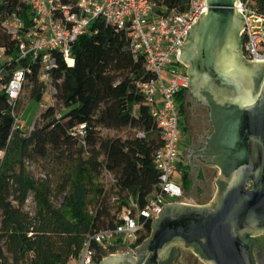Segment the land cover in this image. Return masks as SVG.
<instances>
[{
    "label": "trees",
    "instance_id": "16d2710c",
    "mask_svg": "<svg viewBox=\"0 0 264 264\" xmlns=\"http://www.w3.org/2000/svg\"><path fill=\"white\" fill-rule=\"evenodd\" d=\"M256 2L264 12V0ZM14 12L24 19L29 16L22 0H0L3 83L17 69L25 71L17 100L0 93V153L4 152L0 157V264H72L95 232L115 227L126 214L134 215L132 202L143 207L158 189L154 156L163 140L138 88L139 82L153 75L142 55L134 59L128 33L99 19L73 45L72 65L54 53L57 65L46 83L41 80L43 65L22 59L5 27ZM26 89L29 98L44 107L29 134L15 128ZM185 99L181 92V115ZM78 125L85 126L84 137L75 135ZM126 129L136 132L126 137L103 134ZM139 132L144 137H138ZM34 162L51 166L55 181L48 176L36 178L29 170ZM105 173L114 179L109 190L102 183ZM182 173L187 195L193 197L189 173ZM141 222L144 230L138 242L128 246L132 249L152 233V223L145 218ZM120 246L92 241L91 264H101Z\"/></svg>",
    "mask_w": 264,
    "mask_h": 264
},
{
    "label": "water",
    "instance_id": "95a60500",
    "mask_svg": "<svg viewBox=\"0 0 264 264\" xmlns=\"http://www.w3.org/2000/svg\"><path fill=\"white\" fill-rule=\"evenodd\" d=\"M240 1L206 0L182 47L187 103L209 108L212 129L184 156L192 167L200 160L220 168L213 200L166 205L135 256L112 255L101 264H181L183 248L206 264H263L264 62L242 55Z\"/></svg>",
    "mask_w": 264,
    "mask_h": 264
},
{
    "label": "built area",
    "instance_id": "2783aa9c",
    "mask_svg": "<svg viewBox=\"0 0 264 264\" xmlns=\"http://www.w3.org/2000/svg\"><path fill=\"white\" fill-rule=\"evenodd\" d=\"M22 3L28 7V18L14 12L5 27L17 43L20 57L43 65L42 81H51L50 72L57 65L55 52L67 64L74 63L73 45L88 34L99 19L128 33L134 59L142 55L146 69L153 75L139 82L138 88L150 105L163 140L154 156L159 172L158 189L143 207L132 202L134 215L126 214L115 227L95 232L79 260L72 263L91 264L92 241L105 246L135 244L144 230L142 218L153 223L166 205L192 204L183 184L175 181L182 156L178 96L191 87L186 65L181 60L182 47L188 31L206 9V0H22ZM239 11L245 18V29L241 33L243 57L248 62H264V12L256 0H241ZM4 55V48H0V60ZM4 74L5 69L0 67V93L5 92L14 102L21 95L25 71L17 69L7 84L3 83ZM48 90L52 92L50 84ZM15 128L22 129L18 119ZM74 132L84 137L85 126L78 125ZM138 137L144 134L139 132ZM3 156L1 152L0 157Z\"/></svg>",
    "mask_w": 264,
    "mask_h": 264
},
{
    "label": "crops",
    "instance_id": "0c3cea01",
    "mask_svg": "<svg viewBox=\"0 0 264 264\" xmlns=\"http://www.w3.org/2000/svg\"><path fill=\"white\" fill-rule=\"evenodd\" d=\"M190 90L191 88L185 93L186 105L181 115L183 150L180 159L181 167L179 172L182 177V170L188 171L189 178L192 182L191 194L192 196H195L196 194L200 201L194 202L192 197L189 196L190 194L187 195L185 190L186 197L191 200L192 204L204 205L209 204L213 200L218 190L217 181L221 177V170L216 164H205L200 160H195L194 163L199 165L192 167L184 156L191 145H194L193 149L197 150L212 130L211 125L208 122L209 108L193 102H191V104H189V102L187 103L188 92ZM181 183L184 186L183 179Z\"/></svg>",
    "mask_w": 264,
    "mask_h": 264
},
{
    "label": "rangeland",
    "instance_id": "374dc122",
    "mask_svg": "<svg viewBox=\"0 0 264 264\" xmlns=\"http://www.w3.org/2000/svg\"><path fill=\"white\" fill-rule=\"evenodd\" d=\"M48 97V96H47ZM22 102L24 103L22 112L18 113L19 121H20V126L22 130L24 131L25 134H29L31 129L33 128L37 118L41 114V112L44 110V107L38 103H36L34 100H31L29 98V91L28 89L24 90L22 97H21ZM47 101V100H46ZM48 103V102H47ZM189 112V111H188ZM135 130H123V131H112V130H104L103 134L104 136L107 137H116V136H121V137H126L129 134L135 133ZM43 162H34L29 164V170L34 174L36 178H45L46 176L52 178L55 181V175L50 172L51 166L48 167V165L44 164ZM47 166V167H46ZM182 181V177L180 172L178 171L176 176H175V181ZM102 183L105 184L106 188L109 190L111 186L114 183V179L111 175H108L105 173V175L102 178ZM194 202H199L198 196L195 194L192 197ZM181 253H184L191 258L189 259L191 262L190 264H203L201 259L199 257H196L193 253L192 250L188 249H181ZM132 254L133 256L136 255V250L133 251L130 249L128 246H120L119 249L117 250L116 253L111 254L107 256L105 259H109L110 256L115 255V256H124V255H130ZM104 259V260H105ZM186 260V259H185Z\"/></svg>",
    "mask_w": 264,
    "mask_h": 264
},
{
    "label": "flooded vegetation",
    "instance_id": "af4514ba",
    "mask_svg": "<svg viewBox=\"0 0 264 264\" xmlns=\"http://www.w3.org/2000/svg\"><path fill=\"white\" fill-rule=\"evenodd\" d=\"M241 50H242V55H243V42H242V45H241ZM186 68H187V70H188V68H189V65H186ZM183 150V149H182ZM264 242V241H263ZM191 257L190 256H188V255H186V254H184V253H180V256H179V260H178V262L179 263H181V264H190L189 262H191L189 259H190ZM186 259V260H185ZM261 261H262V263L264 264V244H263V252H261ZM202 263L203 264H206V263H204L203 261H202Z\"/></svg>",
    "mask_w": 264,
    "mask_h": 264
}]
</instances>
